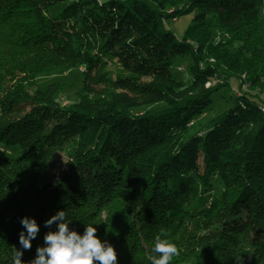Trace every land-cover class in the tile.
Segmentation results:
<instances>
[{"label":"trees","instance_id":"trees-1","mask_svg":"<svg viewBox=\"0 0 264 264\" xmlns=\"http://www.w3.org/2000/svg\"><path fill=\"white\" fill-rule=\"evenodd\" d=\"M186 16L177 40L166 24ZM0 30L11 52L0 71V264L16 249L23 264L35 259L60 210L81 235L93 225L118 264H151L161 229L180 251L170 264H264V101L241 93L198 125L215 93L207 82L244 75L264 92V0H0ZM215 30L227 36L217 46ZM177 58L191 61L187 85L170 74ZM208 60L218 66L200 70ZM78 70L71 103L54 98L59 84L36 83ZM58 153L66 171L52 185L43 177ZM25 216L39 225L30 250Z\"/></svg>","mask_w":264,"mask_h":264},{"label":"rangeland","instance_id":"rangeland-1","mask_svg":"<svg viewBox=\"0 0 264 264\" xmlns=\"http://www.w3.org/2000/svg\"><path fill=\"white\" fill-rule=\"evenodd\" d=\"M191 16L182 17L176 20H170L167 22L166 27L167 29L175 36L177 40H181L184 36L189 24H190ZM223 33H220L218 30H215L211 33V40L214 42V45L217 46L219 42H224L227 38V36ZM6 38V35L4 32L0 30V40H4ZM12 49V48H11ZM232 50V49H231ZM10 49L8 47L0 50V71L3 70L8 64L6 61H4V57L10 54ZM205 64H209L211 66H218L216 61L208 60L204 63H201L198 68L201 70L204 68ZM191 65V61L189 58H183V59H175L173 60L172 68L170 70V74L177 82H181L183 84H189L190 83V75H189V66ZM78 72V73H77ZM71 71L67 72L65 74H56L53 76H41L36 79V83L38 85V88L40 90L46 89L47 91H51L52 83L59 84L57 86V94L55 95V99L58 100L60 103H71L75 100V95L78 92V90L81 87V81L83 77H81L79 70L78 71ZM245 76L243 75L241 78V83L239 84V81L232 79L229 82L225 83L221 79H214L209 82H207L204 85L205 89H213L215 90V93L212 94L211 100L212 105L207 110L206 114L202 116L198 120V125H200V128H204L206 124L218 117L219 115L223 114L224 112L228 111L233 107V99L236 96H240L241 93L244 94H252L257 99L264 101V92L259 91L258 89H252L249 87H246V81L244 80ZM85 85L89 87L93 92H101L103 91V87L101 85H94L92 84L91 79H84ZM32 84L35 85V79L31 81ZM51 88V89H50ZM66 165V156L64 153H58L53 161H51V171L45 172V178L46 181L50 182L52 185L56 183L60 176L66 171L65 168ZM261 201L264 205V187L260 193ZM105 214L103 213L99 217H90L88 218H94L95 223L102 222L105 219ZM245 236L239 237L237 239V244L239 248L243 247L244 252L247 248V239ZM183 259V258H181Z\"/></svg>","mask_w":264,"mask_h":264},{"label":"clouds","instance_id":"clouds-1","mask_svg":"<svg viewBox=\"0 0 264 264\" xmlns=\"http://www.w3.org/2000/svg\"><path fill=\"white\" fill-rule=\"evenodd\" d=\"M59 222L56 231H49L44 236L43 247H37L36 257L29 264H118L117 252L113 245L102 241L96 235L93 225H86L83 235L69 228L71 221L66 218L64 210L58 211L45 221V227ZM20 223L26 231L19 233V243L24 250H30L31 241L39 232L35 218L25 216ZM152 253L147 258L151 264H170L173 257L179 256L178 246L168 238L165 229L155 236ZM23 252L15 250L13 264H23Z\"/></svg>","mask_w":264,"mask_h":264},{"label":"bare ground","instance_id":"bare-ground-1","mask_svg":"<svg viewBox=\"0 0 264 264\" xmlns=\"http://www.w3.org/2000/svg\"><path fill=\"white\" fill-rule=\"evenodd\" d=\"M262 112L264 113V108L262 109Z\"/></svg>","mask_w":264,"mask_h":264}]
</instances>
